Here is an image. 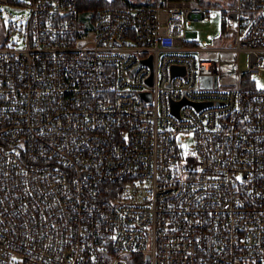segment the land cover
<instances>
[{"label":"built area","instance_id":"2783aa9c","mask_svg":"<svg viewBox=\"0 0 264 264\" xmlns=\"http://www.w3.org/2000/svg\"><path fill=\"white\" fill-rule=\"evenodd\" d=\"M27 10L0 40V264H264V0ZM213 10L233 42L187 38Z\"/></svg>","mask_w":264,"mask_h":264},{"label":"rangeland","instance_id":"374dc122","mask_svg":"<svg viewBox=\"0 0 264 264\" xmlns=\"http://www.w3.org/2000/svg\"><path fill=\"white\" fill-rule=\"evenodd\" d=\"M20 1V5L17 6L14 2ZM140 2H151L152 0H132ZM207 2L215 1H230V0H205ZM29 0H11L0 1V40L4 38L5 34H8V43L15 41L17 46L24 44V38L21 34L23 24L28 17L27 4ZM7 14L10 18H7ZM224 17L222 12L213 10L206 19L193 20L186 26V37L190 38L192 35L202 44L207 46H223L224 44L232 43L234 40V33L228 31L230 36L223 37L222 34L225 31ZM225 29V30H224ZM199 65L201 70L216 71L219 66L225 69L219 74V86L229 87L233 86L231 80L233 74L226 70L233 66L234 55L228 51H207L203 50L198 53ZM240 66L242 69L248 67V54L246 52L241 53ZM253 78L256 81L257 86H264V72L261 75H254ZM187 145L193 143V138L189 137L185 142Z\"/></svg>","mask_w":264,"mask_h":264},{"label":"trees","instance_id":"16d2710c","mask_svg":"<svg viewBox=\"0 0 264 264\" xmlns=\"http://www.w3.org/2000/svg\"><path fill=\"white\" fill-rule=\"evenodd\" d=\"M11 1V0H8ZM80 8H92L97 9L99 7H106V6H134V5H158L162 3L164 0H152L151 2H140V1H132V0H78ZM199 3L203 4H213V5H228L234 4L235 0L230 1H215V2H207L205 0H195ZM20 1L14 2L15 5L19 6ZM8 37V34H6ZM245 78V76H244ZM243 77H242V85H243ZM245 84V83H244ZM137 259L142 260L141 256H137ZM144 260V259H143ZM142 262V261H141ZM145 262V263H144ZM146 264V261H143Z\"/></svg>","mask_w":264,"mask_h":264},{"label":"water","instance_id":"95a60500","mask_svg":"<svg viewBox=\"0 0 264 264\" xmlns=\"http://www.w3.org/2000/svg\"><path fill=\"white\" fill-rule=\"evenodd\" d=\"M6 16H7L8 19L10 18V15L9 14H7ZM173 71H174V73H176L178 71V67H174L173 68ZM212 83H213V80H212V76L211 75H203L201 77V84L203 86H211ZM141 94L143 96H145V97L150 96V92H141ZM180 103H182V101H180L178 104H180ZM146 257L149 258V255H147Z\"/></svg>","mask_w":264,"mask_h":264}]
</instances>
